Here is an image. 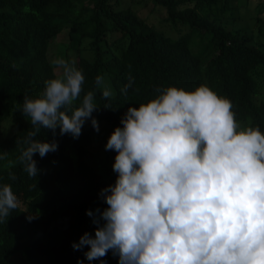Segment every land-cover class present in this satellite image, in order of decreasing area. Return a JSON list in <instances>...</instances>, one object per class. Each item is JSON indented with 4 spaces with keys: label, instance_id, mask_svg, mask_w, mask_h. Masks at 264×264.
Segmentation results:
<instances>
[{
    "label": "trees",
    "instance_id": "trees-1",
    "mask_svg": "<svg viewBox=\"0 0 264 264\" xmlns=\"http://www.w3.org/2000/svg\"><path fill=\"white\" fill-rule=\"evenodd\" d=\"M142 1L162 6L166 20L186 26L185 32L176 38L165 34L122 0H0V151L7 153L0 160V184H10L20 200L0 223V264H18L14 257L23 253L34 264H101L85 258L87 246L72 247L85 232L94 235L96 225L86 210L107 207L99 193L117 176L112 170L116 153L105 147L101 157L107 174L101 175L99 157L91 151L90 121L77 139L61 136L58 128L55 136L41 130L37 138L55 139L58 149L44 158L34 154L40 170L35 178L18 162L21 141L32 129L18 107L25 97H38L45 81L57 74L48 52L63 29L68 55L83 70L85 91L94 89L98 75H106L116 90L111 100L96 90L100 109L93 116L105 123V144L114 128L122 127L129 106L148 102L158 95L156 89L168 86L191 91L205 84L232 102L242 125L264 132V21L256 18L257 36L239 23L246 0ZM262 10L264 0H258L255 11ZM129 76L134 85L125 97L119 89ZM7 121L13 131L1 132ZM101 259L118 264L111 251Z\"/></svg>",
    "mask_w": 264,
    "mask_h": 264
},
{
    "label": "clouds",
    "instance_id": "clouds-1",
    "mask_svg": "<svg viewBox=\"0 0 264 264\" xmlns=\"http://www.w3.org/2000/svg\"><path fill=\"white\" fill-rule=\"evenodd\" d=\"M51 63L57 74L18 107L32 126L18 157L30 178L40 171L34 154L58 149L55 139L37 138L42 129L77 139L90 121L99 132L96 90L105 100L116 96L104 75L85 91L74 61ZM133 85L129 76L120 94L127 97ZM155 91L129 106L109 135L104 147L116 153L115 183L100 190L106 208L86 210L94 235L85 232L73 249L87 246L85 258L101 264L109 251L118 264H264V132L242 125L232 102L205 84ZM6 155L0 151V160ZM19 207L12 186L0 184V223Z\"/></svg>",
    "mask_w": 264,
    "mask_h": 264
},
{
    "label": "rangeland",
    "instance_id": "rangeland-1",
    "mask_svg": "<svg viewBox=\"0 0 264 264\" xmlns=\"http://www.w3.org/2000/svg\"><path fill=\"white\" fill-rule=\"evenodd\" d=\"M123 6H130L135 9L138 15L144 18L149 23L153 24L158 30L163 31L165 34L170 35L173 38H176L179 34L184 33L186 30V26L177 25L173 26L168 20H166V12L165 9L160 5H153L152 2H149L148 5L142 0H122ZM258 0H246V3L242 4L239 9V23L241 25H249L252 27L254 34L257 36V17H260L262 21H264V10L257 13L255 11ZM110 37H112V34ZM67 49V29H63L59 34H57L50 43L49 48V58L51 60L56 58H64L69 59V61H74L75 57L72 55H68ZM86 54L89 56L88 51H84L82 54ZM69 57H68V56ZM105 79L110 83L109 78L105 75ZM111 84V83H110ZM112 86V85H111ZM264 94V93H263ZM99 124V132H93V140L91 143V151L96 153L100 160L99 166L101 175L104 177L107 174V168H104L103 160L104 157H101V152L104 148L105 139L107 136L105 123L98 121ZM10 133L13 131V126L11 121H7L3 123V129L1 132ZM0 136H2L0 134ZM14 260L18 264H34L33 262H29L26 260V253L18 254L14 257Z\"/></svg>",
    "mask_w": 264,
    "mask_h": 264
}]
</instances>
